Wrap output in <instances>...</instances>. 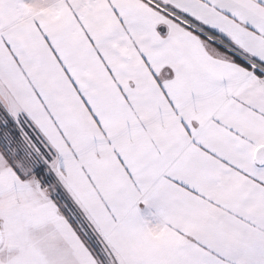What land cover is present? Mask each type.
Wrapping results in <instances>:
<instances>
[{"label": "snow or ice", "instance_id": "6c2138e0", "mask_svg": "<svg viewBox=\"0 0 264 264\" xmlns=\"http://www.w3.org/2000/svg\"><path fill=\"white\" fill-rule=\"evenodd\" d=\"M0 264H264V0H0Z\"/></svg>", "mask_w": 264, "mask_h": 264}]
</instances>
